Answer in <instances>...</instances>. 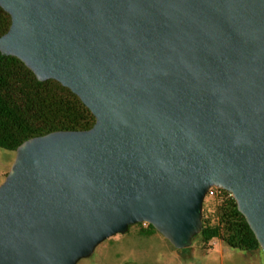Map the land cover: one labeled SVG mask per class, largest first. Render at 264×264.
<instances>
[{
    "label": "water",
    "instance_id": "1",
    "mask_svg": "<svg viewBox=\"0 0 264 264\" xmlns=\"http://www.w3.org/2000/svg\"><path fill=\"white\" fill-rule=\"evenodd\" d=\"M0 53L95 117L26 140L0 184V264H77L149 224L175 249L228 192L264 254V0H0Z\"/></svg>",
    "mask_w": 264,
    "mask_h": 264
},
{
    "label": "trees",
    "instance_id": "2",
    "mask_svg": "<svg viewBox=\"0 0 264 264\" xmlns=\"http://www.w3.org/2000/svg\"><path fill=\"white\" fill-rule=\"evenodd\" d=\"M10 24V16L0 8V36ZM94 123L93 114L68 88L55 80L38 81L19 59L0 53L1 149L15 153L31 138L56 131L88 130ZM213 189L215 195L203 201L202 229L193 240L202 245L217 240L241 252L263 253L232 196L225 190ZM146 227L140 231L141 236L157 233L151 225Z\"/></svg>",
    "mask_w": 264,
    "mask_h": 264
},
{
    "label": "rangeland",
    "instance_id": "3",
    "mask_svg": "<svg viewBox=\"0 0 264 264\" xmlns=\"http://www.w3.org/2000/svg\"><path fill=\"white\" fill-rule=\"evenodd\" d=\"M15 153L0 148V184L7 175ZM146 225H132L99 244L92 255L77 264H264V255L231 249L214 240L202 245L193 240L189 248L177 250L159 233L140 235Z\"/></svg>",
    "mask_w": 264,
    "mask_h": 264
},
{
    "label": "built area",
    "instance_id": "4",
    "mask_svg": "<svg viewBox=\"0 0 264 264\" xmlns=\"http://www.w3.org/2000/svg\"><path fill=\"white\" fill-rule=\"evenodd\" d=\"M214 188V187H213ZM213 188H210L209 190H208V192H207V195L206 196H214L215 195V190L213 189ZM143 225H146L145 223L143 224Z\"/></svg>",
    "mask_w": 264,
    "mask_h": 264
},
{
    "label": "crops",
    "instance_id": "5",
    "mask_svg": "<svg viewBox=\"0 0 264 264\" xmlns=\"http://www.w3.org/2000/svg\"><path fill=\"white\" fill-rule=\"evenodd\" d=\"M161 264H163V263H161Z\"/></svg>",
    "mask_w": 264,
    "mask_h": 264
}]
</instances>
